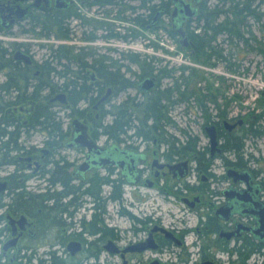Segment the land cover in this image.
Instances as JSON below:
<instances>
[{
	"label": "flooded vegetation",
	"instance_id": "obj_1",
	"mask_svg": "<svg viewBox=\"0 0 264 264\" xmlns=\"http://www.w3.org/2000/svg\"><path fill=\"white\" fill-rule=\"evenodd\" d=\"M183 1L194 15L175 16L174 0H0V34L44 38L45 49L50 37L56 39L40 61L28 46L2 49L0 39V95L14 94L0 110L29 117L52 111L60 127L49 147L32 148L21 161L29 175L44 177L42 189L26 188L27 174L0 177V264H223L224 254L238 264H257L249 259L264 256V236L256 233L264 208L259 171L240 167L236 154L220 144V134H235L244 120L220 117L215 146L210 122L202 127L205 140L167 133L176 124L169 112L181 102L170 88L188 93V82L139 48L150 35L144 45L164 50L157 34L164 31L174 54L184 49L190 55L191 22L200 23L204 3ZM146 79L153 82L147 89ZM164 80L171 84L163 87ZM33 84L38 88L31 95ZM74 120L86 127L96 154L75 143ZM98 132L106 136L102 143ZM58 148L81 152V158L52 157ZM244 172L247 182L239 179ZM18 195L33 201L21 207ZM82 196L88 217L85 211L78 217ZM165 202L168 211L160 209ZM111 205L118 206L116 217ZM164 215L171 222L164 223ZM121 219L129 227L119 226Z\"/></svg>",
	"mask_w": 264,
	"mask_h": 264
},
{
	"label": "rangeland",
	"instance_id": "obj_2",
	"mask_svg": "<svg viewBox=\"0 0 264 264\" xmlns=\"http://www.w3.org/2000/svg\"><path fill=\"white\" fill-rule=\"evenodd\" d=\"M203 3L204 9L206 8L205 13L207 14L214 10V7L221 11L222 14L219 20L212 22L215 25L225 23L228 20L233 21L230 24L239 23L241 27L239 33L244 35L243 39H246L248 45L244 47L242 44L244 40L242 41V39L236 36L229 37L225 32L220 33L219 36H217L218 39L216 42H221V46L225 48L224 53L226 55L230 54V56H228L226 60L223 59V61H219L216 57H207L201 52L200 55L202 57L196 55L194 46L191 47L192 52L190 55L187 50L184 49L174 54L173 51L176 50L175 44L164 31H160L157 34L159 35L158 41L161 43L160 46H164L163 48L166 51L162 49L153 51L148 49L144 44L147 38H152L150 35L141 41V44H139V48L142 50H140L141 53L143 52V55L147 54L160 58L158 62L159 66H164V64L171 66L174 68L177 75L178 71H182L181 69L178 70V68L184 67H186L184 71L185 76L188 75L190 69L195 70L197 74L193 76L194 78H186L188 80V83H186L188 84L187 92L193 89L196 91L192 93L191 97L184 99L173 96L175 99L181 100V102L176 100L179 101V103L175 104L170 110L169 114L176 124L175 126L167 128L166 131L181 141L186 140L185 135L193 139L197 136L201 140H205L206 138L202 134V127L206 121L211 123L209 125L207 124V126H214V123H217L219 118L222 117L220 113L226 115L224 119L231 118L234 121L236 119H243L244 124L242 127H246L248 122H251V119L258 114L257 116H259L260 119L259 122H257L258 124H256V128L262 131L264 129V59L256 52V47L259 43V45L264 47V0H203ZM219 7H222V9ZM233 9H243V11H241L243 13L236 19H233L232 14L229 13L230 10ZM215 12L208 17L214 15ZM202 14H204V12ZM206 24V20L198 24L196 21L191 22L193 33L197 36L204 35L206 32L204 29ZM250 29L252 30V34H255L256 39L250 37ZM234 35H238V33ZM0 39L3 40L2 49L4 50H7L8 46L12 44H19L25 47L28 46L29 49H31L34 59L38 61L46 57L48 58L49 50L47 48L51 45L54 47L55 42H53V40H56L50 37L49 41H46L48 46L45 49L40 45L44 43V38L40 39L34 36L31 37L21 34L10 37L0 34ZM191 39L193 40V37H191ZM224 40L228 43V46L223 44L222 41ZM212 42H214V40H212ZM237 45L239 48L244 47V49L237 51ZM199 59H203L204 62L202 60L198 61ZM163 82V87L171 84L170 80H164ZM37 88L36 84H33L30 94L33 95ZM13 95L8 96L1 93L0 104H12L10 98L13 97ZM24 119L28 120V123L25 125L22 123ZM242 127L237 128L235 134L244 136ZM59 129L56 113L52 111L35 112L29 117V115L20 112L8 114L5 110H0V177L7 175L9 172L17 176L27 174L28 179H23L26 188H31L33 191L42 189L46 183L44 177L29 175L30 172L23 168L21 161L33 152L32 148L40 149L49 147L51 145L50 137H58L60 135ZM100 132H98V134L100 135V143H102L106 140V136ZM220 136L221 147L231 149L229 144H225L223 139L224 134L222 133ZM243 141L244 147L242 150L241 164L244 162L243 164L245 166L240 167L247 168L248 170H258L259 173H257L256 180L264 184V133L258 137L249 135L245 137ZM80 153L81 152L76 153L67 148H58L54 151V156L52 157L58 158V154H63L67 158L68 156L71 158L73 155H76L79 159L81 158ZM231 153H233L232 150ZM229 159L232 160L231 157H229ZM219 170L220 172L222 171L220 163ZM85 197L86 196H82L80 198V201L83 203L81 204L78 217L82 216V212L84 211L86 217L90 214V207H85L86 205L84 204L86 201ZM32 199L33 198H26L25 200L28 204V202L33 201ZM6 200H9V197H7ZM17 200H20V195L17 196ZM171 202L174 201L172 200ZM170 205V203L165 202L160 206V209H170ZM117 208L118 206L111 205L108 209L114 217H116ZM127 208L137 214L135 208L132 209L130 206H127ZM190 217H192V215H190ZM122 221L124 224H120L119 226L129 227V221ZM163 221L167 224L171 222V217L164 215ZM190 223H193V220H191ZM192 238L193 235L191 234L187 240L190 241ZM222 259L223 264H238V259L235 256L227 258L224 254ZM255 259L257 260L256 263L260 264L264 256H262V254L259 256L256 255L249 259V262L252 263ZM23 260L24 258L19 259L20 262H23ZM231 260L235 262L230 263ZM113 262H115L114 264H118L115 259Z\"/></svg>",
	"mask_w": 264,
	"mask_h": 264
},
{
	"label": "trees",
	"instance_id": "obj_3",
	"mask_svg": "<svg viewBox=\"0 0 264 264\" xmlns=\"http://www.w3.org/2000/svg\"><path fill=\"white\" fill-rule=\"evenodd\" d=\"M208 8V7H207ZM220 8V7H219ZM222 9V7L220 8ZM206 11V8L202 9V11L200 12V14L198 15L197 17V20L200 21V22H203L206 20L207 24H206V27L204 28L205 29V34L202 35V36H197L193 33V31H191V37H193V45L192 47L194 46L195 47V53L196 55H200V52L204 55H206L207 57H216L219 61H223V59H227L228 56H230V54L226 55L224 53V47L221 46V42H216V36L220 33H226L229 37H234L236 36L237 38H240L242 39V41L244 40V43H242L244 45V47H246L247 42H246V39H243L244 38V35L243 34H240L239 31L241 29L239 23H236V24H230L232 23L233 21L232 20H228L227 22L225 23H219L218 25H215L214 23H212L213 21H218L220 16H221V11H219L218 9H215L214 7V10H212L211 12H208L205 13ZM216 11V12H215ZM243 9H233V10H230V14H232L233 16V19H236L237 17H239V15L243 12ZM204 12V14H202ZM215 12L214 15H212L211 17H208L210 14H213ZM210 31V32H209ZM249 32L251 33L250 34V37H252L253 39H256L255 37V34H252V31L249 30ZM235 33H238V35H234ZM263 35H264V31H263ZM212 40H215V44L212 43ZM223 40V39H222ZM223 44H226V46H228V43L224 40L222 41ZM260 44V43H259ZM256 47V52L259 53L263 59H264V47L262 45H259ZM221 46V47H220ZM230 47V46H229ZM237 51H241L244 49V47L242 48H239V46L237 45ZM231 48V47H230ZM201 56V55H200ZM202 57V56H201ZM206 57V58H207ZM199 58V57H198ZM203 59H199L198 61H200ZM204 62V61H203ZM181 80H182V83H186V81L188 82V80L186 79L187 77L189 78H194L193 76L194 75H197L195 73V70H189V73L187 76L184 75V71L186 70V67L184 68H181ZM196 78V76H195ZM184 83V84H185ZM183 84V85H184ZM173 89L176 90V97H179L181 96L182 98L184 99H188V97H191L192 93H195L196 91L193 89L191 91H189L188 93H185V92H182L180 91V87H177V86H174L172 88H170V93L173 91ZM177 94L179 96H177ZM161 112V111H160ZM164 114V113H163ZM219 115V114H218ZM220 115L225 118L226 115L225 114H221ZM219 115V116H220ZM258 115V114H257ZM255 116L254 118H252L251 122H248V125L246 127H242V133H244V136L243 135H237V134H233L231 136H228L226 134H224V141H225V144H229L230 148H224V150H232L234 152V154H236V157L238 159H240V165H244L243 163L241 164L242 162V150H243V147H244V141L243 139L247 136H253V137H258L260 136L261 134L264 133V129L262 131L258 130L256 128V124H258L257 122H259V119L260 117L259 116ZM208 122V121H206ZM197 138V137H195ZM194 138V139H195ZM193 139V138H192ZM26 198H20L19 202L21 203V207H25L27 205V202L25 200ZM243 256H240L239 257V260L241 262V258ZM242 262L244 263V260L242 259Z\"/></svg>",
	"mask_w": 264,
	"mask_h": 264
},
{
	"label": "water",
	"instance_id": "obj_4",
	"mask_svg": "<svg viewBox=\"0 0 264 264\" xmlns=\"http://www.w3.org/2000/svg\"><path fill=\"white\" fill-rule=\"evenodd\" d=\"M174 1L177 2V7H178V8L176 7V9L174 11V15L175 16L177 15V11H183L185 13V15L186 16H189V17L195 14V11L190 8V5L187 4V3H185L183 0H174ZM180 6H182L181 10H180ZM24 12H25V10H22L19 13L20 14H24ZM144 83L146 84V86H145V84L143 86L145 89H147V88H149V87H151L153 85V82L150 79H146ZM73 125L75 127V130L74 131L77 132V136L75 138V143L80 144L83 147H86L88 149V153L89 154H92V153L93 154L94 153L96 154L98 151H96V146L89 139V137H88V135L86 133V127L83 124L79 123L77 120H74ZM206 129H207L208 134L211 137L212 146H215L216 143H217V141H216V134H215V127L213 125H211V126H207ZM87 164H88V161H85L84 162V165H87ZM184 164H186V163L184 162L183 165ZM81 167L82 166L80 165L79 166V169ZM170 168L173 169L174 167L171 166ZM231 173H236L237 174V172H235V171L229 172V174H231ZM239 179L245 180L247 182V180H248V174H247V172L242 173L241 174V177ZM259 203L262 204L261 202H259ZM257 214L260 217V218H258L259 219V222H260V226L257 229L256 233L259 234L260 235L259 238L261 240H263L262 237L264 236V231H262L261 228L264 227V225H263L264 224V208L261 210L260 213H257ZM165 232H166L167 235H170L167 231H165ZM71 244L73 246H75L76 243H71ZM151 264H160V263L155 260V261L151 262ZM211 264H213V263H211Z\"/></svg>",
	"mask_w": 264,
	"mask_h": 264
}]
</instances>
